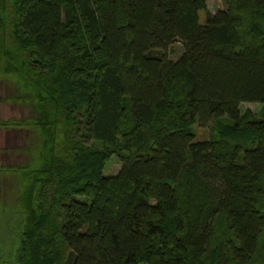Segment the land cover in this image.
Returning a JSON list of instances; mask_svg holds the SVG:
<instances>
[{
    "label": "trees",
    "instance_id": "16d2710c",
    "mask_svg": "<svg viewBox=\"0 0 264 264\" xmlns=\"http://www.w3.org/2000/svg\"><path fill=\"white\" fill-rule=\"evenodd\" d=\"M206 3L0 0V70L31 108L0 122L28 137L0 171L14 264H264V0Z\"/></svg>",
    "mask_w": 264,
    "mask_h": 264
},
{
    "label": "rangeland",
    "instance_id": "374dc122",
    "mask_svg": "<svg viewBox=\"0 0 264 264\" xmlns=\"http://www.w3.org/2000/svg\"><path fill=\"white\" fill-rule=\"evenodd\" d=\"M226 0H207L206 11L208 14H213L217 10L225 8ZM206 15L204 11L198 12V23L203 24ZM2 37L0 36V39ZM7 46L10 44V38H2ZM181 53V47L178 43L173 44L169 48L168 57L171 60H176ZM1 56V52H0ZM5 67L0 59V68ZM7 70V69H6ZM16 70L14 68H8L7 72L4 73L0 70V122H11L17 123L26 119L30 114V97L28 94L21 90L17 92L18 84L14 81L15 91L13 90L14 85L11 87L9 82H13L12 79L16 78L14 74ZM20 73V72H19ZM23 73V72H22ZM18 77V76H17ZM19 79V78H18ZM8 91V92H7ZM12 94H9V93ZM8 94V96H7ZM29 98V99H28ZM10 99V100H8ZM26 99V100H25ZM28 99V100H27ZM261 105L254 103H242L239 105V111L241 116L246 114L254 115L258 117L260 113ZM21 128V127H20ZM16 127H1L0 126V171L8 169L6 167H15L21 165L25 159V154L23 150L27 147V129ZM192 132L195 135V140H206L209 138L210 131L207 129L198 128L196 124L192 125ZM94 148H100L99 144L96 142H91ZM115 157H110L104 164L102 168L103 176H114L119 170V163L114 159ZM14 177L6 176L0 172V264H14V261L10 260V242L15 238V234L18 232L20 221L16 220L13 216L12 211L14 207L11 206V194L12 183H15ZM10 186V188H8ZM264 243V241L262 240ZM13 254V253H12ZM260 257H264V250L261 249ZM13 256V255H12ZM14 260V259H13ZM12 262V263H11ZM258 264V260H256Z\"/></svg>",
    "mask_w": 264,
    "mask_h": 264
}]
</instances>
